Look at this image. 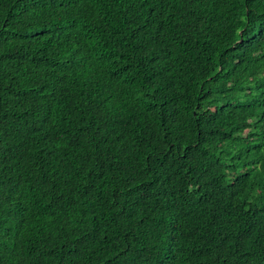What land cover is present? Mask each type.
Returning <instances> with one entry per match:
<instances>
[{
    "label": "trees",
    "instance_id": "16d2710c",
    "mask_svg": "<svg viewBox=\"0 0 264 264\" xmlns=\"http://www.w3.org/2000/svg\"><path fill=\"white\" fill-rule=\"evenodd\" d=\"M0 264H264V0H0Z\"/></svg>",
    "mask_w": 264,
    "mask_h": 264
}]
</instances>
